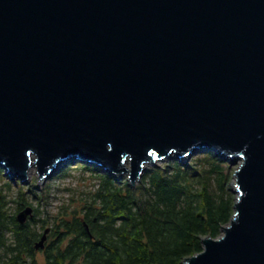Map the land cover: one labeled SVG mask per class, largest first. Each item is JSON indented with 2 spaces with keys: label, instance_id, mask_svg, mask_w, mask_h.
Wrapping results in <instances>:
<instances>
[{
  "label": "water",
  "instance_id": "1",
  "mask_svg": "<svg viewBox=\"0 0 264 264\" xmlns=\"http://www.w3.org/2000/svg\"><path fill=\"white\" fill-rule=\"evenodd\" d=\"M202 150L238 164L237 198L183 264H264V0H0V167L12 178L36 166L46 181L73 158L135 186Z\"/></svg>",
  "mask_w": 264,
  "mask_h": 264
},
{
  "label": "trees",
  "instance_id": "2",
  "mask_svg": "<svg viewBox=\"0 0 264 264\" xmlns=\"http://www.w3.org/2000/svg\"><path fill=\"white\" fill-rule=\"evenodd\" d=\"M77 162L55 177L91 172L94 188L55 215L39 210L44 200L35 182L14 187L0 176V264H183L203 251V238L219 237L234 215L231 173L215 151L186 164L152 166L135 186L128 177ZM28 206L36 213L22 224L17 213ZM47 228L45 248L37 250Z\"/></svg>",
  "mask_w": 264,
  "mask_h": 264
},
{
  "label": "rangeland",
  "instance_id": "3",
  "mask_svg": "<svg viewBox=\"0 0 264 264\" xmlns=\"http://www.w3.org/2000/svg\"><path fill=\"white\" fill-rule=\"evenodd\" d=\"M203 152H205V150L196 152L190 158L187 157L184 159H179L177 157V155L174 154V156L172 155L170 158H168L162 162L156 163V165H161V164L167 163L171 160H180L183 164H186L189 161H191L192 159H194V157H196L197 155H199ZM221 158H223V160L227 163V166L229 168V172L231 173L230 182L228 183V187L231 189V192L234 196V201H236L237 194L235 193V187H234V183H235L234 174H235V170H236L238 164L237 165H231V162L228 159H225L224 157H221ZM77 163L78 162L74 161V159L72 158L68 162L63 163L61 165V167L59 168V170H61L65 165H76ZM156 165H152V166H156ZM152 166H149L148 168H150ZM1 168L3 169V172L0 176L3 177V180L10 182V184H12L14 187L16 185H18L17 182L21 183L20 185H23V186H25V185L28 186V185L35 182V184L38 187L37 189H38V191H41V193H42L41 196H43V200H44V201H42L41 206H39V210L41 212L48 211V213H50V215H55L57 213L58 207L60 205L65 204V203H69L72 198L78 199L80 197V195H83V194L93 190L94 185L96 183V179L92 176V173L91 172H84L83 170H72L70 172V175L66 176V177L65 176L55 177L59 173V170H58L57 174L53 175L52 177H50L46 181L45 180H39V179H37L36 167L34 168L33 171L28 173L29 176H28L26 182L24 183L22 180H20L18 178H12L5 168L0 167V169ZM128 168H131L130 164H128ZM118 177L123 178V177H127V176H125V175L121 176L120 175ZM3 180H2V178H0L1 182H3ZM137 183H139V182H137ZM48 191H49V193H48L49 195L47 196L46 193ZM9 206L11 208V213H14L16 211L15 205L11 203ZM34 206L37 207L38 203L35 202ZM34 213H36V212H34ZM18 214L19 213H17V215ZM40 259H42L41 256H40Z\"/></svg>",
  "mask_w": 264,
  "mask_h": 264
},
{
  "label": "bare ground",
  "instance_id": "4",
  "mask_svg": "<svg viewBox=\"0 0 264 264\" xmlns=\"http://www.w3.org/2000/svg\"><path fill=\"white\" fill-rule=\"evenodd\" d=\"M174 156V155H173ZM129 164V163H128ZM128 164L126 165L127 167H128ZM82 165V164H81ZM36 166H34V167H32L31 169H30V171L29 172H31V171H33L34 170V168H35ZM130 169V168H129ZM148 169V168H147ZM57 174V173H56ZM30 186H31V184H30ZM25 187H26V185H25ZM30 195V194H29ZM71 198V197H70ZM48 204V203H47ZM50 224V223H49ZM47 229H50V228H47ZM46 229V230H47ZM43 237V236H42ZM47 243V242H46Z\"/></svg>",
  "mask_w": 264,
  "mask_h": 264
}]
</instances>
